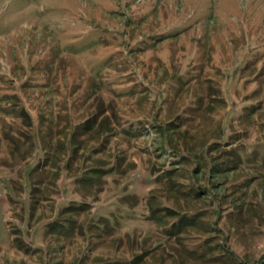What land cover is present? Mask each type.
Instances as JSON below:
<instances>
[{"label":"rangeland","instance_id":"rangeland-1","mask_svg":"<svg viewBox=\"0 0 264 264\" xmlns=\"http://www.w3.org/2000/svg\"><path fill=\"white\" fill-rule=\"evenodd\" d=\"M0 264H264V0H0Z\"/></svg>","mask_w":264,"mask_h":264},{"label":"trees","instance_id":"trees-1","mask_svg":"<svg viewBox=\"0 0 264 264\" xmlns=\"http://www.w3.org/2000/svg\"><path fill=\"white\" fill-rule=\"evenodd\" d=\"M86 174H89V173H99L100 172V170H98V169H90L89 171H84ZM85 178H87V179H85ZM93 177L92 176H88V177H82V180L81 181H86L88 184V186L90 187V185L89 184H92V181H93Z\"/></svg>","mask_w":264,"mask_h":264},{"label":"crops","instance_id":"crops-1","mask_svg":"<svg viewBox=\"0 0 264 264\" xmlns=\"http://www.w3.org/2000/svg\"><path fill=\"white\" fill-rule=\"evenodd\" d=\"M96 169H98V170H100V168L99 167H95ZM92 169H94V168H92ZM88 170V169H87Z\"/></svg>","mask_w":264,"mask_h":264}]
</instances>
